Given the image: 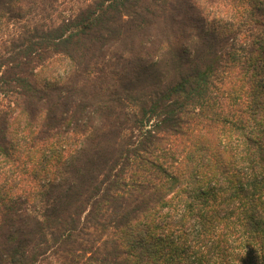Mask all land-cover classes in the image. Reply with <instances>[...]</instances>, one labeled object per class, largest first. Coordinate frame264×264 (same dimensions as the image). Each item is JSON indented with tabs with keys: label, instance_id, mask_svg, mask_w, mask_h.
Listing matches in <instances>:
<instances>
[{
	"label": "trees",
	"instance_id": "obj_1",
	"mask_svg": "<svg viewBox=\"0 0 264 264\" xmlns=\"http://www.w3.org/2000/svg\"><path fill=\"white\" fill-rule=\"evenodd\" d=\"M0 264H264V0H0Z\"/></svg>",
	"mask_w": 264,
	"mask_h": 264
}]
</instances>
